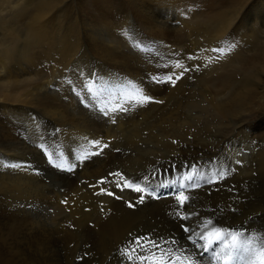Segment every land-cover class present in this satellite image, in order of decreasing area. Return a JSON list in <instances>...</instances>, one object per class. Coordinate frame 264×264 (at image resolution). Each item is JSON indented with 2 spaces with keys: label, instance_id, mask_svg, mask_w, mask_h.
I'll return each instance as SVG.
<instances>
[{
  "label": "rangeland",
  "instance_id": "obj_1",
  "mask_svg": "<svg viewBox=\"0 0 264 264\" xmlns=\"http://www.w3.org/2000/svg\"><path fill=\"white\" fill-rule=\"evenodd\" d=\"M3 1H5V0H0V9L2 10V11L0 10V22H2V23L5 22L6 26H5V23L3 24L4 29H2V26H0V28H1L0 29V35L2 33V35H4V36H2V35L1 36L5 37L8 34V31L6 34L5 27L7 29H8V27H10V26H7V25H9V22L11 24V27L12 26L17 27L15 33H17L18 31L20 32V30L21 31L23 30L22 32L19 33V34H21V37L19 35L20 38H18L20 40L16 39V41L14 42V44H19V43L21 44V45L19 44L20 45L19 47L17 45L18 49H16V45H15V48L11 46L12 47L11 49L9 46H6L7 48L9 47V49H7V50H11V52L9 51L11 53V55H14L13 58H15V56H16L18 59L17 52L19 51L21 46L23 47L22 44L25 43L24 42L25 40H23V39H24V37H27V35L22 36L23 34L25 35V33H26L24 31V29H22L23 26H21L22 28L20 27L18 30V27L20 26L21 21L16 22V24H15L14 22L16 21V19H14V16H15L14 14L12 16H10L11 18L6 19V17H9V15L11 13H14V12L17 13L23 9H25L24 11L28 10L29 11L28 13L33 12V7L38 5L40 0H17V1L15 0L17 3H15V2L11 3L10 2L11 0H7V2L6 1L3 2ZM56 1L57 2L55 4V6L50 10L51 12L49 14H51V15L52 14H58V16H56V17H58V19L62 20V22H64L65 16L68 14V12L70 10L76 9L79 6L78 3L75 2V0H61V1H59V3H58V0H56ZM18 2L19 3L21 2V3L19 4ZM14 3H15V5H14ZM11 4H12V7H11ZM116 4L118 5V3H116ZM73 5L74 6L76 5V6L74 7ZM21 6L23 7V9H21L22 8ZM3 7H7L8 11L6 10V8H3ZM16 7H18V8H16ZM117 8L118 7L114 8L112 10V12L110 13L111 17L110 16L108 17V19L110 18L109 20H111V22L109 20H107V21H109V24H108V22H106V24L104 26H102L103 28L102 27L100 28V36L102 37V34H103L102 38L105 37L103 39L105 42H106V39H108L107 42H112L111 44H112V46H114V48H113L114 50H119V48L117 47V45L119 44L120 51L121 50L123 51L122 53L119 51L121 54H123L127 57H128V55L129 56L131 55L132 57L130 56L129 58L134 57V58L140 59V61L142 60L141 62L143 63L144 67L146 68L145 70L147 71V72L145 71V74L147 75V77H149V76L151 78L153 76L156 77V75H154L156 73L161 74V75L163 74L162 76H164V77H166L168 75H173V74L179 75L181 72H183L184 74L181 77V79L177 81L175 86H173L170 83H166V84L161 83V88L159 86L160 84H157L158 85L157 87H159V88H155V89H158V90L153 89V91H159L161 89L153 97H155L156 100L162 101L163 103H157V104L148 103V104H146V106L144 105L145 107L141 106V108H140V106L138 104H136L132 98H133V96H138V94H140L141 90H143V89L135 87V85L132 84L131 80H128L126 78H124L125 80L122 79L121 81L116 80L114 75L110 76L106 72L101 71L99 68V65L101 64V60H99L94 55H92L91 52L88 53L89 50L87 47H85L86 45H82V47H80L81 50L79 49L77 55H75L73 57V61L75 59L80 58L81 61H79V62L83 63L80 65L81 67L77 66L76 67L77 69L74 68L75 62L73 63V61H70V63L72 65L70 63L67 64L65 66V67H67V69L64 67V70L65 69L66 70L62 71V72H61L62 68L59 69L60 71L57 70L56 73H52V74L49 73L48 71H45L44 67L36 68L37 71L32 70L31 74H33L32 75L33 78H35L36 76H39L41 74L40 77L35 78L36 81H38V82L42 81L40 84L41 87L43 86L42 88L40 87L41 90L34 89V86H36V83H37L34 81V79L25 81V77H24L23 72H24L26 66H28V65L22 66V64H19L20 61L17 63L14 62L15 64L13 62L10 63V61H9L7 63V67L4 70H2L3 72L7 73V74L5 73L4 77L2 76V72L0 71L1 78H2V80H0V84H1L0 87L2 86V88H0V89H2L5 92L6 91L7 92L16 91L17 89L22 88L20 86L24 85L23 87H25L26 89L23 88V90H25V91L28 90L27 92L31 93V96H30L31 99L30 100L33 101V104H29L26 108H23L22 111L17 109V110H15V112L14 111L10 112L9 110L7 111L6 109H3L4 106L1 107L3 104L0 102V131H1L0 132L1 133L0 134V136H1L0 137V140H1L0 141V152H1L0 153V156H1V158H0V168H1L0 172L3 176L5 175L4 177L0 176V179L2 181H5V182H2L0 180V184H1L0 188L3 185L4 186L8 185V183L11 182V180H9V182L6 183L8 181L6 178H9V177L14 178L13 176L14 175L16 176L18 174H19V176H23V173H21L22 172L21 169H19V171L17 170L19 167L21 168L23 165L24 166L22 168L26 169V170L24 169L25 176L30 181V183H31L30 185L31 186L33 185L34 187L33 186L30 187L31 189L33 188L32 189L33 191L31 189H30V191L27 190V192L25 194L23 193L20 198L15 197L12 200V202L14 204L10 201L11 203L4 204L5 207H3V206L0 207V210L3 213H6V215L4 214L5 218L3 220H0V223L3 221L0 224V227L3 228L2 230H0V245H1L0 248L3 247L2 243L13 244V245L18 246V247L25 246V244L28 242V238L32 239L33 237H35V236H30L27 233H30L31 235H33V234L40 235L41 238H43L44 240L48 239L50 241H56L57 237H55V235L58 236L57 233H59V230H61L60 227H62V228H64V231H69V232H62L63 237L68 241V245L62 246V247H60V249L62 251L67 249V250H69L70 254H66V256H63V258L60 257L59 259L56 260V258L54 256H52L51 254L41 253V247H40L39 242H32L31 248H29V250H27V251H24V258L27 259L30 262V264L38 263V261H41V260L46 261L48 264H54L53 262H55V260L57 261L58 264H69L73 260H75L79 264H81V263L82 264H103V263L108 264V262H109V264H117V263L118 264H120V263L121 264L122 263L123 264H132L133 262H130V261L128 262L127 259L125 261V258L124 257L122 258V252L127 250L129 253H131V250L133 248H135L136 252L140 253L141 249L135 243H132V242H134L137 238H140V236L137 233L142 231L141 229H138L136 232L130 233L128 235H125L124 237L122 236L121 239L117 238L116 241L112 242L113 245L111 244L112 245L111 250H108L110 245L109 246L105 245V247L107 249L106 253H100V252L97 253L92 247V242H90L91 240L88 238L89 236H88V233L86 232V230L89 228V226L87 224L94 222L100 215H94L93 217H95V218L89 217L87 219H84L81 222H75L74 219H72L73 213H71L74 211H71V205L70 204L67 203L66 205H68V206H65V203H66L65 201L70 199L71 195H72V197L74 196L75 198H81V197L85 198L86 196H88L91 193V191L93 189L97 190V193L99 196L107 197V198L112 199V200H115V199L118 200L117 197L123 196L125 193H129V190L132 187H123L124 181L120 180L119 177H116L114 175H109L110 173L119 172V173L123 174V176L126 177L128 180L136 182L138 177H135L134 174L138 173L139 170H142V169H145L146 172H149L152 168H155L154 167L155 164H158L156 166V168L165 166L164 168H166V169L177 167L179 169L181 168L182 170L183 169H186V170L189 169L190 171H193L194 169L199 170L198 167L200 165L204 164V161H205V164H207V163L214 164L216 161H220V160L225 161V162H230L231 161L230 158H232V156H230V155L233 151L232 147H234V151L236 150L237 154L239 155L238 157L246 158V161L244 164H247V166H249L250 168L248 167V168L244 169V171L242 173H237L236 175L234 172H227L223 179H220V178L216 179L215 175H211V177H209V180H213L214 182L208 183L205 186L203 185L197 191H193V192L192 191H186L183 194L190 197L187 200L188 202L186 201V205H188V207L186 206V207L182 208L180 210L179 214H180L181 218L187 217L189 214V212H188V208H189L190 210H192L196 214L195 217L198 220L200 219L199 221L201 223H203L204 226H205V224L208 225L209 229L206 228V230L202 231L203 233L206 231H212L215 228V229H220L222 233L228 234L230 237L229 236L226 237L224 245L221 248V250L219 251V253L223 256L228 255L229 250L231 248V245L234 243L232 236L230 235L231 232L237 231L239 233H243L242 234L243 236L238 235L239 237H244L248 234H253V237L251 239L245 240V241H247V242L249 241V242L245 247L246 249H243L244 252L242 251L241 248H238L235 252L236 253L235 255L237 257H239V263L238 264H260V260L258 259L259 257L256 255H253L247 249H249V246L254 242L250 246V248H254L256 250V252H258L259 251L258 237L264 235V224L251 225V223H250L251 219H249L250 214L253 216L256 213V211H253L250 206H252L253 208H255L257 210V205L259 203L258 201L259 200L261 201L264 198L263 197L264 196V192H263L264 191V107H263L264 106V99H262V97L264 98V96H263L264 95V83H261L262 84L261 85L257 81L259 77H264V75L261 72V70L263 69L262 68L263 65L261 63L264 60V54H262L259 51L260 54H258V55L256 54L257 55L256 56L253 54L257 51H255L254 53L249 52V54L244 56V58L243 57L240 58L241 61H239L238 63L235 61L229 62L227 64L224 63L223 67H224V65H228L230 63H233L232 66H230L231 68L227 67V68H230L231 70L227 69L226 73H225L223 68L219 69V67H218L221 64L214 65L213 67H211L212 65H209L207 62L205 63L204 59H202V57H200V51L206 47L204 45V43H205L204 40L207 39V41H208L209 36H205L204 38L202 36H200L201 37L200 38L198 35L188 31V29H190L189 26H192L191 28H193V27L200 25L202 22L201 23L196 22L192 25H189L188 29L187 28L185 30L182 29L184 31H180V33L181 32H184V33H182L181 35H180V33H176L179 31H174V32L172 31L173 36H175L177 39L175 37L174 38L176 40H179L178 42H180L179 43L180 45L179 44H176V45H169L168 44L167 45V43H165V42L164 43L163 42L156 43L153 41L143 40V37L147 34V32L137 22V20L135 18V14L130 13L124 19L123 16L121 15L122 13L120 14L119 8L118 9ZM116 9L118 10V12L116 11ZM181 11H182V15L185 14L183 12V10H181ZM113 12H114V14H113ZM174 13H175L174 15H177V14L181 15V12L174 11ZM262 14H264V13H262ZM5 15H6V17H5ZM63 17H64V19H63ZM261 18L264 19V15L261 16ZM2 19H6V20H2ZM122 19H124V20H122ZM11 21H13V22L11 23ZM125 22H128V23H125ZM13 23H14V25H13ZM110 23H111L112 28H111V26H109ZM119 24H121V25H119ZM15 27H14V29H15ZM108 27L112 29L113 33L110 31L111 29L109 30ZM3 30H4L5 34H3L4 33ZM62 30H63V28L61 29V32H63ZM189 33L191 35H189ZM114 34H116V35L114 36ZM185 34H187L189 37L190 36L191 37L188 38V36ZM108 35H109V37H108ZM261 35H263V34H261ZM1 36H0V40L2 41V39H3L2 42H6L8 40L7 37H5L7 39L6 40L5 38H2ZM109 38H112L113 40L112 39L110 40ZM4 40H6V41H4ZM17 40L19 43L17 42ZM22 40L24 43H22ZM1 41H0V44H1ZM114 41L116 43H114ZM119 41H121V42H119ZM8 42H9V40L7 41V43ZM113 43L117 44V45H114ZM143 45H145V46H143ZM203 45L205 46L204 48H203ZM138 47H140V48H138ZM197 50H198V52H197ZM127 53H130V54H127ZM254 57L255 58L261 57V59L260 60L253 59ZM83 60H84V62H82ZM89 61H91V62H89ZM20 63H22V62H20ZM93 63H94V65H93ZM159 64H160V66H159ZM177 64L182 65L183 67H177L176 68ZM69 66L71 67V70H74V71H71V70L68 71L70 69ZM90 66H92V69ZM68 67H69V69H68ZM152 67L154 68L153 70H152ZM42 68H43V70H42ZM85 68H88V69H85ZM96 68H97V70H96ZM155 68H156V71H154ZM184 69H188V71L185 72ZM20 70H22L23 72ZM41 70H42V72H41ZM81 70H83V71L81 72ZM67 71H68V73H66ZM87 71L88 72L90 71L93 73L91 74L89 72L87 74ZM159 71H160V73H159ZM251 71L254 74L251 73ZM14 72H17V73L20 72L19 76H21V77L13 76V75H12V77L11 76L9 77V73L13 74ZM34 72H36V73L34 74ZM37 72H39V74H37ZM46 74H48V75H46ZM71 74H73V75L75 74V76H73V75L69 76ZM90 74L92 76H90ZM255 74H257V75H255ZM7 75H8V78H11V80H10L11 84L9 81L4 80L5 78H7V77H5ZM47 76H50V78H48ZM66 76L67 77L69 76V77L66 78ZM102 76H103V78H102ZM44 77L46 79H43ZM75 77H77V78H75ZM14 78H15V80H12ZM64 79H67V80H64ZM96 79H98V80H96ZM18 80H20V81H18ZM54 80H56V81L58 80V81L56 82ZM63 80L66 83L63 82ZM3 81H5V82H3ZM12 81H15V82H12ZM60 81H61V83H60ZM71 81L74 83L71 84ZM119 81L122 83H120ZM126 81H127V83H126ZM220 81H223V82H220ZM246 81H247V83H246ZM6 82H9L8 85ZM12 83H16V84L12 85ZM43 83L45 84V86ZM17 84H19V85H17ZM50 84L52 87L50 86ZM80 84H82V85H80ZM47 85L50 87H48ZM86 85L91 88V92L88 91L87 87H84ZM249 85H250V87L256 86L257 89L259 90L258 91L256 89L257 96L251 102H247L246 96L243 93H241V91H243L242 89H244V88H246L245 90H247V92H248V90L250 88ZM3 86H5V87H3ZM64 86H65V88H64ZM54 87L57 89H55ZM49 88H51L52 90H50ZM68 88H70L69 89L70 91L68 90ZM81 88L82 89L84 88V89L82 90ZM43 89L45 90L44 92H43ZM65 89H67V90H65ZM136 89L137 90L140 89V90L137 91ZM46 91L48 93H46ZM107 91H109V97L110 98L108 97L106 102L100 103L101 93L103 94V93H106ZM36 92H38V94L41 93L42 95L41 94L38 95ZM51 92L54 93L53 94L54 99H57V97H55V96H58V97L60 96L57 99V102L54 99H53L54 102L52 99H50L51 97L53 98ZM71 92L73 93L72 95L70 94ZM144 92H145V94H147L149 91L145 90ZM34 93L37 94V95L35 94L36 99H38L37 96L42 97L41 99L43 100V103H42V100L40 102H38L35 99ZM49 93H51L50 94L51 96L48 95ZM250 93H252V92H250ZM44 94L45 95L47 94V96H45ZM67 94H68V96H67ZM71 96H73V97H71ZM66 97L69 99H66ZM32 98L35 99L36 101L33 100ZM47 98H48V100H47ZM81 99H83V100H81ZM30 100H29V102H31ZM38 100H40V98ZM50 100H51V103L49 102ZM72 100H74V101L72 102ZM214 100L216 102H214ZM76 101L79 103H77ZM35 102H37L38 104ZM46 102H48L49 105H51L55 102L56 103L59 102L58 106L60 107L61 112L63 111L62 108H65L64 111L66 110L65 115H63L64 111L62 112L63 113L62 115L67 120H70L72 118V119H74V122L77 121V123L78 122L86 123L88 121V123L86 125H90V127L92 126L91 130L88 131V137L85 136L84 141L87 139L88 140L86 141V143L84 142V144H83L82 148H84V149L82 150V154H81L82 156L80 155L81 159L78 156L79 155L78 153L80 152V150L75 151L73 145L71 146V147H73L72 150L70 147L69 148H61L59 146L60 145L59 143L61 140L60 134H59L60 133V126H61V117H59V120L57 122L58 116L57 117L55 116V118H53V116L50 115L46 111V108H44V106L46 107V104H48ZM72 103H74V104L72 105ZM4 104H5L6 108H9V106L8 107L6 106L7 103H4ZM34 104L37 106H35ZM40 104H42L43 109L39 106ZM8 105H11V104L8 103ZM69 105H71V106H69ZM81 105H82V107H80ZM111 105H112V107H111ZM115 105H116V107H115ZM134 105H135V107H134ZM113 106L115 108H113ZM66 108H68L69 111H67ZM72 108H73V110L75 109L74 110L75 112L72 111ZM122 108L127 109V110L126 111L121 110ZM41 109H42V111H41ZM43 110H44V112H43ZM78 110H79V112H77ZM176 110L178 111L177 114H180V117H179L180 121H172L171 119H173V118H169V113L176 111ZM25 112L28 115H30L31 117L28 116ZM72 112L74 114L71 115ZM82 112H84L85 114ZM105 112H107V113H105ZM242 112H244V113H242ZM76 113H78V114H76ZM79 113H81L82 115ZM190 114L192 115V119L190 118ZM49 115H50V117H52V119H49L50 118V117H48ZM103 115H104V117H103ZM94 116H96V117H94ZM24 118L28 119V120H25ZM80 118H82L83 122ZM54 119H56V120H54ZM88 119H90V120H88ZM39 120H40V123H39ZM95 120L100 121V124H98V127H97V125H95ZM106 120L108 122H110L109 123L110 127L106 123L107 122ZM90 121L91 122L94 121V122L91 123ZM26 122L27 123L29 122V123L26 124ZM41 122H42V124H41ZM2 123H4V125ZM13 124H15V125L13 126ZM103 126L106 128V131H104L105 133L103 132V128H104ZM8 127H10V128H8ZM38 127H40V128H38ZM95 127H97V128H95ZM100 127L101 128L103 127L102 130ZM247 127H249V129ZM105 128H104V130H105ZM2 129H4V130H2ZM15 129H16V131H15ZM57 129L59 130V133H58V131H56ZM49 130H51V131H49ZM99 130H101V131H99ZM90 131L91 132L93 131L95 133H91ZM6 132L10 134L9 137L7 136ZM13 132L14 133L16 132L17 134H15V136H14V135H12V134H14ZM155 132H156V134H155ZM39 133H40V135H39ZM41 134H43V135H41ZM89 134H90V137H89ZM102 134H103V136H102ZM96 135H98L99 137H97ZM2 136H4L5 138ZM93 136L97 137L99 139V141H100V139H102L100 141V146H102L105 143H107L109 145V147L105 148L103 150V153L100 155H94L93 156V151H94V153L98 152L99 148H100V146H94L93 142H95L97 140V138H93ZM152 136H156V138H158V142H160V144H158V142H156V144H154V146H152L150 139H149V138H152ZM14 137L15 138L17 137V138L15 139ZM103 137H104V139H103ZM2 138H4V139L2 140ZM9 138L12 139L13 142L15 141V143H13ZM7 140H9L11 143L8 142ZM16 141H17V143H16ZM173 141H176V143H173ZM152 142H154V140H152ZM14 144H16V145L14 146ZM41 145H43L44 147L42 148ZM173 145L176 146L177 148L174 147ZM6 146L8 149L6 148ZM87 147H89L88 150H87ZM10 148L13 150H11ZM243 148H245V149H243ZM3 149L8 150V153H6L7 151L5 152ZM19 149H21V150H19ZM25 149H26V151H25ZM68 149H70V150H68ZM116 149H119L120 151H116ZM214 149H216V150H214ZM179 150H180V152H179ZM9 151H10V153H9ZM72 151H75V152L72 153ZM84 151H86V152H84ZM172 151H174V152H172ZM229 151H230V153L228 154ZM238 151H239V153H238ZM225 152H226V154H225ZM49 153H55L56 155L59 156V160H57L56 163L62 164L63 168H57L49 162V159H48ZM176 153H178V155H181L183 157L185 156L186 158L193 161L195 164V165L193 164V170L189 167H186V166H185L186 167L185 168L184 165H181V164H180L181 166L178 165V161H179L180 157L178 158V155H176ZM85 154L89 158L82 160V157ZM73 156H75V157H73ZM173 156H174V158L175 157L176 158L174 159ZM256 156H259V157H257L258 159L256 158ZM21 157H23V158H21ZM70 158H71V160H70ZM177 158H178V160H177ZM200 161H202V162H200ZM237 164L240 165L239 162H237ZM258 164H259V166H258ZM12 165H20V166L19 167H12ZM146 165H148L147 168H146ZM9 166H11V167H9ZM257 167H259V168H257ZM14 168H16V170H14ZM67 169H72V170H67ZM232 170H233V164H232ZM155 174H157V175H155ZM155 174L151 175L150 177L148 174L146 176L148 177V179H151V181H154L155 178L159 177L156 180L157 182L155 181V183L164 184L166 186V187L165 186L162 187V188H164L163 189L164 191L169 192L168 190L172 191V190H176L175 188H179V187H176L175 184H173L174 181L177 182L175 178L172 179V177H169V176L166 177L163 175L161 177L160 176L161 170H159V169ZM228 174H230V179H232L231 180L232 182L229 185L225 186L223 184V180L226 178V176ZM241 177H244L246 180L244 178H241ZM187 179H188V177H187ZM32 180H34V181H32ZM102 180H106L107 182L100 183ZM116 182H119L121 184V187H117ZM162 182H164V183H162ZM5 183H6V185H5ZM35 183L36 184L38 183V184L36 185ZM170 183H172V184L169 186ZM216 184H218V185H216ZM113 185H115V186L113 187ZM141 185H144V184H141ZM231 187H232V189H231ZM261 187H262V189H261ZM162 188L160 187L159 189L161 191H163ZM2 189H3V187L0 189V192ZM101 189H105V191L101 192ZM222 189L223 190L229 189L227 197L234 199L236 202L239 201L238 203H240L242 206L247 208V214L249 213L247 219L246 218L244 219L243 216H238L235 212L234 213L233 212L228 213L227 211H223V214H219L218 216H216L217 218L210 216L207 204H211V202H212V200H211L212 194H213L212 191L214 190V191L223 192ZM233 189H234V191H232ZM243 189H244V191H243ZM181 191H183V189H181ZM108 192H111L113 194L108 195L107 194ZM119 192L120 193L122 192L123 194L122 193L120 194ZM145 192L147 194L151 193L154 196L153 198H155V199H157V198H159V196H161L159 194H162L159 191L158 192L155 191L154 188L151 187V185H149V187L146 188ZM172 192H174V191H172ZM38 193H40V194H38ZM255 193H257V194H255ZM28 194H29V196H28ZM32 194H34V195H32ZM169 194H170V192L165 194V195L167 196ZM223 194L224 193H222L221 196H218V200H220V202L225 200V198H226V195L225 194L223 195ZM37 195H41V196H37ZM65 195H67V196H65ZM254 195H255V197H254ZM42 196L44 199H42ZM16 199H17V201H15ZM58 203H60V204H58ZM54 204H56V205L54 206ZM57 204H58V206H57ZM97 204L100 205L99 203H97ZM101 204L104 205L106 203H105V201H102ZM211 205H214L213 202ZM201 206L203 209L204 208L205 209L202 210ZM64 208H66V209H64ZM68 209H69V211H68ZM263 209H264V206H263ZM115 211L116 210H111L112 213L113 212L116 213ZM205 211L208 214H206ZM200 212L202 213V215ZM199 215H201V216H199ZM183 219H185V218H183ZM227 219H229V220H227ZM220 221H222V222H220ZM16 223L22 224V225L26 224V225H24L26 227L24 229H26L27 233H25V232H23V230H21L23 232V235H21L18 232L19 229H17V226H19V225ZM84 224H86L87 228H85ZM211 226H212V228H211ZM185 227L190 228L188 226V224L183 223L181 225V228L179 229L180 237L177 240H173V238L170 237L167 241H164L163 238H160L157 236L146 237V238H150L152 240L159 241L162 248L165 249L166 251L170 249L171 250V252H170L171 257H173V258L177 257V256L181 257L180 259L175 261V264H181V262L184 261V257H187L189 253H195L196 254L193 257V259L195 261H197V264H207V263L208 264H215V261L218 258L216 257L215 261H214L215 251L212 248L207 253V254H209L210 252H212V253H210L211 255L205 256L209 262L208 261H204L205 263L201 262V259L198 256H200V257L203 256V254H202L203 251H201V254H202L201 255L200 250L202 249L201 246L204 244H201L198 242L197 243L195 242V244H194L193 241L189 240V238L187 236V232L184 231ZM225 227H226V229H225ZM48 229H55L56 231L55 230H48ZM31 230H32V232H31ZM44 230H48V231L44 232ZM36 232H39V233H36ZM85 235H87L88 237ZM211 237H209V239ZM212 238L215 239L216 236L214 235ZM71 239H73V240H71ZM70 240L73 242L72 244H69ZM172 241H176L177 243H171ZM243 241H239V239L237 237L235 242H243ZM116 242H118V244ZM142 243H143V241H142ZM113 246H114V248H113ZM197 246H198V248H197ZM125 247H127V248H125ZM149 247H150L149 245H145V248H149ZM185 247H186V249H185ZM0 250H2V249H0ZM151 251L155 252L157 254V257L160 256L159 250L152 248ZM247 251H248V253H247ZM1 252L2 251H0V254H1ZM98 254H99V256H98ZM102 254L104 256L105 255L106 256L102 257L103 256ZM142 254L148 255V252H143ZM81 257H83V259H81ZM108 257H110V258H108ZM95 258L97 260H95V261L92 260ZM118 258H120V259H118ZM60 260H61V262H60ZM146 264H147V262H146ZM184 264H187L186 261H184Z\"/></svg>",
  "mask_w": 264,
  "mask_h": 264
},
{
  "label": "bare ground",
  "instance_id": "obj_2",
  "mask_svg": "<svg viewBox=\"0 0 264 264\" xmlns=\"http://www.w3.org/2000/svg\"><path fill=\"white\" fill-rule=\"evenodd\" d=\"M7 2V0H5ZM3 1V2H5ZM17 1V0H16ZM15 0H11L10 2H15L17 3ZM61 0H58V3ZM2 2V3H3ZM9 2V3H10ZM28 2V1H27ZM32 2V1H31ZM56 0H40L39 4L36 5L35 7H33V12L28 13L29 11L25 9H23V7L21 9V11L17 12V13H11L9 15V17L7 18H11L10 16H12L13 14L14 19H16V21L14 22L16 24V22H20V26L18 27V30L21 26H23L22 29H24V31L26 32L25 35L23 34L22 36H26L24 37L23 40H25L23 42L22 40V44L23 47L19 49V51L17 52L18 54V59L17 57L14 55H11V50H7L14 47L16 45V49L17 45L18 47L21 45L18 40V38L21 37V34H19L20 32H22L20 30V32L18 31L16 32L17 27L12 26L9 22L10 26L8 27V29L5 27L6 29V34L8 31V36L6 35L5 37L8 38L9 42L7 43V39L5 37H2L4 35H2L1 33V37L5 38L6 42H2L0 44V71L2 72V76L4 77L6 72H3L2 70H4L7 67V63L10 61L11 62H22L19 64L23 65H28L26 66L23 74L25 77V81L34 79L36 83V86H34V89L36 90H41L40 84L42 81H36V77H40L39 76H34L35 78H33V74H31L32 70H36V68L39 67H44L45 71H48L49 73H56L57 70H59L60 68H62V71H65L67 69V67H65L67 64L70 63V61H73V57L75 55H77L78 50L80 49V47H82V45H86L85 47L88 48V53H92V55H94L96 58H98L99 60H101V64L99 65V68L101 71L106 72L108 75L115 77L116 80H122L124 78L131 80L132 84L135 85V87L138 88H142L143 90H147L149 91L147 93V95L153 97L154 95H156L159 91H153V89L155 88H159L157 87V84H160V88H161V83H156L154 82V80H152V78L154 77H147V75L145 74V67L143 65V63L140 61V59L138 58H129L130 56L128 55L125 56L123 54H121L123 51H120V47L119 44H114L116 43L114 41V45H117V47L119 48V50H114V46H112V42H107L108 39H106V42L103 40V34L102 37L100 36V28L102 26H104L106 24V22L109 21L111 22V20L108 19V17L110 15V13L112 12V10L116 7L119 8L120 10V14L123 16V18L125 19L127 17V15H129L130 13H134L135 14V18L137 20V22L140 24V26L147 32V34L143 37V40H148V41H153L156 43H161V42H165L167 43V45H176L179 44L180 42H178L179 40H176L177 38L175 36H173L172 31H179L176 33H180V31H184L186 28L188 29L189 25H192L196 22H202L200 25L191 28L192 26H189L190 29H188L189 32L194 33L196 35H198L199 37L202 36L203 38L205 36H209V40L205 41L204 46L203 45V50L200 51V57H202V59H204V62L208 63L209 65H212L211 67H213L214 65H219V69L223 68L225 73L227 69H230L233 63H230L228 65H224L223 64H227L229 62H239L241 61L240 58H244V56H246L247 54H249V52L254 53L253 55H258L260 54V52L262 54H264V19L261 18V16H263L264 14V0H75L76 3H78V7L76 9L70 10L68 12V14L65 16L64 22H62V20L58 19V14H49L51 11V9L55 6L56 4ZM14 3V5H15ZM19 3V2H18ZM21 3V2H20ZM19 3V4H20ZM29 3V2H28ZM118 3V5L116 4ZM6 4V3H5ZM4 4V5H5ZM26 4V3H25ZM32 4V3H31ZM17 6V5H16ZM20 6V5H19ZM33 6V5H32ZM74 6V5H73ZM76 6V5H75ZM74 6V7H75ZM9 7V6H8ZM12 7V4H11ZM25 7V6H24ZM6 8V10L8 9L7 7H3ZM18 8V7H16ZM26 8V7H25ZM65 8V7H64ZM73 8V7H72ZM117 8V9H118ZM11 9V8H10ZM116 9V11L118 12V10ZM1 10V9H0ZM5 10V11H6ZM12 10V9H11ZM58 10V9H57ZM179 10V11H178ZM185 13L182 15V11ZM2 11V10H1ZM8 11V10H7ZM63 11V10H62ZM61 11V12H62ZM115 11V12H116ZM174 11L177 12H181V15L177 14L174 15ZM12 12V11H11ZM7 13V12H6ZM5 13V14H6ZM114 14V12H113ZM262 14V15H261ZM119 15V14H118ZM120 15V16H121ZM174 15V16H173ZM115 16V15H114ZM116 17V16H115ZM4 18V17H3ZM60 18V17H59ZM113 18V17H112ZM121 18V17H120ZM6 19H2V20H6ZM20 19V20H19ZM122 19V20H124ZM109 20V21H107ZM128 21V20H127ZM7 22V23H8ZM13 21H11L12 23ZM118 22V21H117ZM5 22H0V26H2V29H4L3 24ZM13 23V25H14ZM128 23V22H125ZM18 24V23H17ZM122 24V23H121ZM119 24V25H121ZM204 24V25H203ZM207 24V25H206ZM123 25V24H122ZM126 25V24H125ZM6 26V23H5ZM17 26V25H16ZM111 26V23L110 25ZM136 26V25H135ZM15 27V29H14ZM121 27V26H120ZM63 28V32H61V29ZM103 28V27H102ZM109 28V27H108ZM112 28V26H111ZM109 28V30L111 29ZM139 28V27H138ZM1 29V28H0ZM106 29V28H105ZM115 29V28H114ZM113 29V30H114ZM184 29V30H182ZM102 30V29H101ZM104 30V29H103ZM2 31V30H1ZM112 32V29L110 30ZM140 31V30H139ZM187 31V32H188ZM4 32V30H3ZM104 32V31H103ZM186 32V31H185ZM109 33V32H108ZM107 33V34H108ZM113 33V32H112ZM116 33V32H115ZM140 33V32H139ZM175 33V34H176ZM184 33L181 32L180 35ZM263 35H261V34ZM5 34V32L3 33ZM105 34V33H104ZM20 35V37H19ZM116 34H114L115 36ZM187 35V34H185ZM189 35H191L189 33ZM105 36V35H104ZM107 36V35H106ZM183 36V35H182ZM188 36V35H187ZM109 37V35H108ZM118 37V36H117ZM142 37V36H141ZM176 39H175V38ZM191 37V36H190ZM188 36V38H190ZM23 38V37H22ZM113 38V37H112ZM112 38H109L110 40ZM116 38V37H115ZM122 38V37H121ZM201 38V37H200ZM202 38V39H203ZM208 38V37H207ZM17 40V42L20 44H14V42ZM117 39V38H116ZM14 40V41H13ZM113 40V39H112ZM140 40V39H139ZM13 41V42H12ZM147 41V42H148ZM121 42V41H119ZM125 42V41H124ZM146 42V41H145ZM4 44V45H3ZM126 44V43H125ZM150 44V43H149ZM197 44V43H196ZM127 45V44H126ZM180 45V44H179ZM6 46H9L8 48ZM12 46V47H11ZM135 46V45H134ZM145 46V45H143ZM201 46V45H200ZM116 47V48H117ZM169 47V46H168ZM179 47V46H178ZM140 48V47H138ZM166 48V47H165ZM173 48V47H172ZM122 49V48H121ZM129 49V48H128ZM183 49V48H182ZM220 49H224V52L221 53L219 50ZM81 50V49H80ZM130 50V49H129ZM144 50V49H143ZM10 51V52H9ZM85 51V50H84ZM83 51V52H84ZM121 53H120V52ZM127 51V50H126ZM260 51V52H259ZM125 52V51H124ZM128 52V51H127ZM187 52V51H186ZM198 52V50H197ZM16 53V52H15ZM138 53V52H137ZM14 54V53H13ZM81 54V53H80ZM130 54V53H127ZM126 54V55H127ZM84 55V54H83ZM163 55V54H162ZM252 55V56H253ZM256 55V56H257ZM154 56V55H153ZM198 56V55H197ZM249 56V55H248ZM255 56V57H256ZM87 57V56H86ZM132 57V56H131ZM143 57V56H142ZM253 58V59H258L260 60L261 57L258 58ZM13 58V59H12ZM77 58V57H76ZM79 58V57H78ZM83 58V57H82ZM193 58V57H192ZM12 59V60H11ZM80 59V58H79ZM75 59L73 61V63L75 64L76 68L77 66L79 67L81 64V59ZM84 59V58H83ZM156 59V58H155ZM144 60V59H143ZM87 61V60H86ZM92 61V60H91ZM89 61V62H91ZM172 61V60H171ZM84 62V60L82 61ZM155 62V61H154ZM14 63V64H15ZM96 63V62H95ZM150 63V62H149ZM204 63V64H205ZM241 63V62H240ZM244 63V62H243ZM71 64V63H70ZM73 64V65H74ZM89 64V63H88ZM92 64V63H91ZM97 64V63H96ZM263 65V69L261 70L262 74L264 75V60L261 63ZM12 65V64H11ZM10 65V66H11ZM72 65V64H71ZM70 65V66H71ZM94 65V63H93ZM153 65V64H152ZM165 65V64H164ZM9 66V65H8ZM13 66V65H12ZM11 66V67H12ZM16 66V65H15ZM21 66V65H20ZM69 66V67H70ZM160 66V64H159ZM64 67L66 68L64 70ZM68 67V69H69ZM81 67V66H80ZM92 69V66H90ZM98 67V66H97ZM158 67V66H157ZM207 67V66H206ZM230 67V68H227ZM234 67V66H233ZM20 68V67H19ZM18 68V69H19ZM84 68V67H83ZM82 68V69H83ZM94 68V67H93ZM177 68V67H176ZM77 69V68H76ZM88 69V68H85ZM154 68L152 67V70ZM159 69V68H158ZM43 70V68H42ZM41 70V72H42ZM71 70V67L68 71ZM97 70V68H96ZM95 70V71H96ZM231 70V69H230ZM60 71V70H59ZM68 71L66 73H68ZM74 71V70H71ZM83 70H81L82 72ZM156 71V68L155 70ZM179 71V70H178ZM223 71V72H224ZM229 71V70H228ZM40 72V73H41ZM76 72V71H75ZM90 72V71H89ZM87 71V74L89 73ZM147 72V71H146ZM149 72V71H148ZM20 72H14L9 73V77L12 75L13 76H19ZM33 73V72H32ZM36 72H34L35 74ZM70 73V72H69ZM72 73V72H71ZM80 73V72H79ZM84 73V72H83ZM82 73V74H83ZM86 73V72H85ZM91 74L93 72H90ZM154 73V72H153ZM156 73V72H155ZM160 73V71H159ZM251 73H253L251 71ZM7 74V73H6ZM22 74V73H21ZM37 74H39V72H37ZM64 74V73H63ZM76 74V73H75ZM75 74H71L69 76H75ZM90 74V76H92ZM254 74V73H253ZM48 75V74H46ZM55 75V74H54ZM66 75V74H65ZM64 75V76H65ZM78 75V74H77ZM85 75V74H84ZM95 75V74H94ZM101 75V74H100ZM156 75V78L159 79H164L165 77L162 76L161 74H154ZM229 75V74H228ZM250 75V74H249ZM257 75V74H255ZM68 76V77H69ZM79 76V75H78ZM98 76V75H97ZM7 78H3L6 81L11 80V78H8V75L5 76ZM46 77V76H45ZM43 79H46V78ZM48 78H50V76H47ZM66 76V78H68ZM236 77V76H235ZM59 78V77H58ZM57 78V79H58ZM71 78V77H70ZM77 78V77H75ZM89 78V77H88ZM91 78V77H90ZM103 78V76H102ZM110 78V77H109ZM252 78V77H251ZM54 79V78H53ZM73 79V78H72ZM71 79V80H72ZM80 79V78H79ZM82 79V78H81ZM99 79V78H98ZM96 79V80H98ZM231 79V78H230ZM0 80H2L1 78V73H0ZM12 80H15L12 79ZM17 80V79H16ZM42 80V79H41ZM60 80V79H59ZM67 80V79H64ZM63 80V82H65ZM74 80V79H73ZM83 80V79H82ZM93 80V79H92ZM100 80V79H99ZM125 80V79H124ZM207 80V79H206ZM228 80V79H227ZM254 80V79H253ZM20 81V80H18ZM56 81V80H54ZM58 81V80H57ZM56 81V82H57ZM62 81V80H61ZM60 81V83H61ZM109 81V80H108ZM119 81V82H120ZM255 81V80H254ZM258 83H264V77H259L258 78ZM5 82V81H3ZM9 82H6L7 85ZM15 82V81H12ZM52 82V81H51ZM70 82V81H69ZM68 82V83H69ZM104 82V81H103ZM223 82V81H220ZM253 82V81H252ZM17 83V82H16ZM16 83H12V85L16 84ZM24 83V82H23ZM66 83V82H65ZM74 83L71 81V84ZM77 83V82H76ZM79 83V82H78ZM122 83V82H120ZM127 83V81H126ZM247 83V81H246ZM257 83V82H256ZM11 84V82H10ZM44 84V83H43ZM53 84V83H52ZM56 84V83H55ZM129 84V83H128ZM166 84V83H164ZM171 84V83H170ZM218 84V83H217ZM249 84V83H248ZM1 85V84H0ZM6 85V86H7ZM19 85V84H17ZM68 85V84H67ZM82 85V84H80ZM125 85V84H124ZM131 85V84H130ZM133 85V86H134ZM255 85V84H254ZM262 85V84H261ZM24 86V85H23ZM23 86H20L22 88L17 89L16 91H9V92H5L2 89H0V102L3 104L1 107H3V109H6L7 111L9 110L14 111L15 110H20L22 111L23 108H26L29 104H33V101H31L30 96L31 93H28L27 91L23 90ZM45 86V84H44ZM48 86V85H47ZM46 86V87H47ZM51 86V84H50ZM48 86V87H50ZM61 86V85H60ZM74 86V85H73ZM77 86V85H76ZM120 86V85H119ZM164 86V85H163ZM5 87V86H3ZM41 87V88H40ZM52 87V86H51ZM56 87V86H55ZM54 87V88H55ZM85 87V86H84ZM130 87V86H129ZM250 87V85H249ZM256 86H252L249 88L248 92L247 90H245L246 88L242 89L243 91H241V93H243L246 96V100L247 102H251L253 101V99L257 96L256 94ZM2 88V86L0 87ZM45 88V87H44ZM62 88V87H61ZM60 88V89H61ZM65 88V86H64ZM78 88V87H77ZM125 88V87H124ZM133 88V87H132ZM26 89V88H25ZM33 89V90H34ZM48 89V88H47ZM50 90H52L51 88H49ZM57 89V88H55ZM70 88H68L69 90ZM82 89V88H81ZM84 89V88H83ZM82 89V90H83ZM119 89V88H118ZM221 89V88H220ZM49 90V91H50ZM62 90V89H61ZM67 90V89H65ZM74 90V89H73ZM98 90V89H97ZM132 90V89H131ZM137 90V89H136ZM140 90V89H138ZM137 90V91H138ZM144 90V91H145ZM158 90V89H155ZM170 90V89H169ZM225 90V89H224ZM241 90V89H240ZM258 90V89H257ZM3 91V92H2ZM45 90L43 89V92ZM70 91V90H69ZM130 91V90H129ZM136 91V92H137ZM163 91V90H162ZM259 91V90H258ZM53 92V91H52ZM51 92V93H52ZM78 92V91H77ZM84 92V91H83ZM82 92V93H83ZM99 92V91H98ZM121 92V91H120ZM132 92V91H131ZM252 92V93H250ZM38 94V92H36ZM34 93V97L36 99V96ZM46 93H48L46 91ZM51 93H49L48 95H50ZM56 93V92H55ZM69 93V92H68ZM85 93V92H84ZM117 93V92H116ZM141 93V92H140ZM263 93V92H262ZM36 94V95H37ZM41 94V93H40ZM38 94V95H40ZM54 93H52L53 98L51 97L50 99H54ZM71 95L73 94L72 92L70 93ZM165 94V93H164ZM167 94V93H166ZM42 95V94H41ZM45 95V94H44ZM57 95V94H56ZM66 95V94H65ZM64 95V96H65ZM89 95V94H88ZM119 95V94H118ZM140 95V94H138ZM262 95V94H261ZM33 96V95H32ZM47 96V94L45 95ZM51 96V95H50ZM68 96V94H67ZM75 96V95H74ZM90 96V95H89ZM93 96V95H92ZM117 96V95H116ZM120 96V95H119ZM264 96V95H263ZM33 97V98H34ZM57 97V99L60 97ZM73 97V96H71ZM76 97V96H75ZM91 97V96H90ZM109 97V91H107L106 93H101L100 95V103H104L106 102L107 98ZM134 97V96H133ZM166 97V96H165ZM32 98V99H33ZM38 99H36L38 102H40L42 99V97H38ZM85 98V97H84ZM110 98V97H109ZM155 98V97H154ZM220 98V97H219ZM2 99V100H1ZM33 99V100H35ZM57 99H54L57 102ZM66 99H69L66 97ZM74 99V98H73ZM92 99V98H91ZM123 99V98H122ZM127 99V98H126ZM164 99V98H163ZM262 99H264L262 97ZM29 100L31 102H29ZM35 100V101H36ZM45 100V99H44ZM48 100V98H47ZM53 100V102H54ZM65 100V99H64ZM71 100V99H70ZM83 100V99H81ZM93 100V99H92ZM113 100V99H112ZM162 100V99H161ZM46 101V100H45ZM44 101V102H45ZM74 100H72L73 102ZM256 101V100H255ZM51 103V100L49 101ZM53 103L51 105L46 104V107L44 106V108H46V111L53 116V118H55V116L57 118V122L59 120V117H61V126H60V133L58 131V133L60 134V147L61 148H72L74 147L75 151H79L78 153L79 157L82 154V150L84 148L83 144L84 142L86 143L85 140V136L88 137V131L91 130L90 125H86L88 123V121L86 123L83 122L82 118H80L82 120V122H74V119L67 120L66 118L63 117V115H65L66 110L64 111L65 108H62V110L64 111V114L61 112L60 107L58 106V103ZM77 102V101H76ZM75 102V103H76ZM118 102V101H117ZM135 102V101H134ZM214 102H216L214 100ZM7 103V107L9 106V108L5 107V104ZM8 103H10L11 105H8ZM37 103V102H35ZM43 103V100H42ZM61 103V102H60ZM70 103V102H69ZM79 103V102H77ZM38 104V103H37ZM67 104V103H66ZM65 104V105H66ZM74 103H72L73 105ZM157 104V103H154ZM35 105V104H34ZM33 105V106H34ZM64 105V106H65ZM76 105V104H75ZM74 105V106H75ZM106 105V104H105ZM109 105V104H108ZM255 105V104H254ZM37 106V105H35ZM42 109V104L39 105ZM71 106V105H69ZM79 106V105H78ZM146 106V105H145ZM144 106V107H145ZM253 106V105H252ZM30 107V106H29ZM28 107V108H29ZM66 107V106H65ZM82 107V105L80 106ZM112 107V105H111ZM116 107V105H115ZM113 106V108H115ZM135 107V105H134ZM255 107V106H254ZM264 107V106H263ZM21 108V109H20ZM27 108V109H28ZM71 108V107H70ZM69 108V109H70ZM141 108V106H140ZM253 108V107H252ZM41 109V111H42ZM67 111L68 108H66ZM26 110V109H25ZM29 110V109H28ZM37 110V109H36ZM75 110V109H74ZM72 108V111L75 112ZM80 110V109H79ZM79 110L77 112H79ZM109 110V109H108ZM114 110V109H113ZM141 110V109H140ZM5 111V110H4ZM6 111V112H7ZM45 111V112H46ZM83 111V110H82ZM116 111V110H115ZM24 112V111H23ZM27 112V111H26ZM25 112V113H26ZM33 112V111H32ZM44 112V110H43ZM46 112V113H47ZM71 113L74 114V113ZM81 112V111H80ZM108 112V111H107ZM105 112V113H107ZM139 112V111H138ZM177 110L170 112L169 113V118H173L171 119L172 121H180V114H177ZM5 113V112H4ZM13 113V112H12ZM70 113V112H69ZM84 113V112H82ZM103 113V112H102ZM101 113V114H102ZM144 113V112H143ZM244 113V112H242ZM11 114V113H10ZM15 114V113H14ZM18 114V113H17ZM20 114V113H19ZM27 114V113H26ZM63 114V115H62ZM78 114V113H76ZM81 114V113H79ZM85 114V113H84ZM137 114V113H136ZM168 114V113H167ZM16 115V114H15ZM28 115V114H27ZM45 115V114H44ZM50 115L48 117H50ZM70 115V116H71ZM82 115V114H81ZM108 115V114H107ZM12 116V115H11ZM19 116V115H18ZM21 116V115H20ZM25 116V115H24ZM30 116V115H28ZM67 116V115H66ZM92 116V115H91ZM31 117V116H30ZM96 117V116H94ZM102 117V116H101ZM104 117V115H103ZM102 117V118H103ZM22 118V117H21ZM29 118V117H28ZM85 118V117H84ZM83 118V119H84ZM190 118L192 119V115L190 114ZM25 119V118H24ZM30 119V118H29ZM34 119V118H33ZM40 119V118H39ZM49 119H52V117H50ZM77 119V118H76ZM95 119V118H94ZM10 120V119H9ZM28 120V119H25ZM31 120V119H30ZM56 120V119H54ZM73 120V121H72ZM79 120V119H78ZM80 120V121H81ZM90 120V119H88ZM126 120V119H125ZM34 121V120H33ZM85 121V120H84ZM107 121V120H106ZM238 121V120H237ZM36 122V121H35ZM34 122V123H35ZM91 122V121H90ZM94 122V121H92ZM91 122V123H92ZM125 122V121H124ZM7 123V122H6ZM29 123V122H28ZM26 122V124H28ZM33 123V124H34ZM40 123V120H39ZM104 123V122H103ZM109 126L110 122H106ZM4 125V123H2ZM31 124V123H30ZM37 124V123H36ZM42 124V122H41ZM44 124V123H43ZM100 124L99 120H95V125ZM105 124V123H104ZM106 124V125H107ZM9 125V124H8ZM15 124H13L14 126ZM6 126V125H5ZM17 126V125H16ZM22 126V125H21ZM54 126V125H53ZM59 126V125H58ZM247 126V125H246ZM7 127V126H6ZM5 127V128H6ZM66 127V128H65ZM95 127V128H97ZM104 127V126H103ZM102 127V128H103ZM110 127V126H109ZM4 128V129H5ZM10 128V127H8ZM18 128V127H17ZM16 128V129H17ZM40 128V127H38ZM53 128V127H52ZM101 128V127H100ZM101 128V130H102ZM105 128V127H104ZM103 128V132L106 131V128L104 130ZM249 129V127H247ZM2 129V130H4ZM7 129V128H6ZM15 129V131H16ZM109 129V128H108ZM99 130V131H101ZM111 130V129H110ZM51 131V130H49ZM57 131V130H56ZM95 131V130H94ZM109 131V130H108ZM107 131V132H108ZM1 132V131H0ZM3 132V131H2ZM8 132V131H7ZM7 136L9 137L10 134L7 133ZM18 132V131H17ZM23 132V131H22ZM91 132V131H90ZM96 132V131H95ZM95 132H91V133H95ZM106 132V133H107ZM110 132V131H109ZM14 133V132H13ZM57 133V132H56ZM90 133V134H91ZM105 133V132H104ZM103 133V134H104ZM1 134V133H0ZM3 134V133H2ZM15 134H17L16 132L12 135L15 136ZM89 134V137H90ZM102 134V136H103ZM153 134V133H152ZM156 134V132H155ZM226 134V133H225ZM38 135V134H37ZM40 135V133H39ZM43 135V134H41ZM92 135V134H91ZM95 135V134H94ZM105 135V134H104ZM252 135V134H251ZM6 136V135H5ZM97 137H99L98 135H96ZM1 137V136H0ZM4 137V136H2ZM94 137L93 138H97ZM5 138V137H4ZM2 138V140L4 139ZM15 138V137H14ZM17 138V137H16ZM15 138V139H16ZM42 138V137H41ZM59 138V137H58ZM102 138V137H101ZM8 139V138H7ZM10 139V138H9ZM14 139V140H15ZM104 139V137H103ZM150 142L152 144V146H154V144H156V142H158V138H156V136H152V138H149ZM12 141V139H10ZM97 140L99 141V139L97 138ZM96 140V141H97ZM102 139H100L101 141ZM152 140H154V142H152ZM1 141V140H0ZM8 142H10L9 140H7ZM6 141V142H7ZM3 142V141H2ZM1 142V143H2ZM13 142V141H12ZM11 143V142H10ZM15 143V141L13 142ZM17 143V141H16ZM3 144V143H2ZM158 144H160V142H158ZM6 145V144H5ZM16 144H14L15 146ZM20 145V144H19ZM55 145V144H54ZM73 145V147H71ZM87 145V144H86ZM198 145V144H197ZM13 146V145H12ZM174 146V145H173ZM184 146V145H183ZM235 146V145H234ZM51 147V146H50ZM176 147V146H174ZM5 148V147H4ZM7 148V146H6ZM14 148V147H13ZM19 148V147H18ZM54 148V147H53ZM89 147H87L88 150ZM91 148V147H90ZM177 148V147H176ZM8 149V148H7ZM11 149V148H10ZM9 149V150H10ZM174 149V148H173ZM245 149V148H243ZM4 150V149H3ZM13 150V149H11ZM17 150V149H16ZM21 150V149H19ZM18 150V151H19ZM31 150V149H30ZM29 150V151H30ZM66 150V149H65ZM70 150V149H68ZM170 150V149H169ZM172 150V149H171ZM177 150V149H176ZM181 150V149H180ZM179 150V152H180ZM216 150V149H214ZM229 150V149H228ZM232 153L230 156H232V158H230V162H225V161H216L214 164H204L200 165L198 167L199 170L194 169L193 170V164L194 162L191 161L190 159L186 158L185 156H181L178 155V153H176V155H178V158L180 157L179 161H178V165H184V167H189L191 168L193 171H190L189 169H179L177 167L175 168H169L166 169L164 167H159L156 168V166L158 164H155L154 167L152 168L149 172H146L145 169L139 170L138 173L134 174L135 177L137 178L136 182H139L140 184H148L151 185L152 188H154L155 191H159L162 194H159L161 196H159V198L155 199L153 198L154 196L148 195L145 192V199L142 203H138L139 201V197L141 195V193H137L134 188H131L129 190V193H125L123 196H119L118 200H112L109 199L107 197H102L99 196L97 193L96 189H93L91 191V193L84 197L81 198H75L74 196L70 197V199H68L67 201H65V206L67 203L71 205V212L73 213V218L75 222H81L84 219H87L89 217H93L94 215H100L94 222L87 224L89 226V228L86 230V232L88 233L87 236L92 242V247L93 249L98 253H106L107 249L105 247L109 246L108 250L112 249V242L116 241L117 238H120L125 235H128L130 233L136 232L138 229H141L142 231L138 232L137 234L140 237H160L163 238L164 241H167L170 237L173 238V240H177L180 237V231L179 229L181 228V225L183 223L188 224V226L190 227L189 229H191V232H187V236L188 238L191 237V239L189 238V240L191 241H195L196 243H201L204 244L206 246H208L209 250L208 251H204L203 248L200 250L203 251V256L200 257L201 262L204 261H208L206 259L205 256L211 255L210 252L209 254H207L211 248L215 251V255H214V261L215 258L217 257L218 259L215 261V264H238L239 263V257H237L235 254L236 250L238 248H241L242 251L244 252L243 249H246V245L248 244L247 241L245 240H249L253 237V234H248L244 237H238L239 241H243V242H234L237 245H239L238 248H234L233 244L231 245V248L229 250L228 255L223 256L219 253V251L221 250V248L224 245L225 239L226 237H228L229 235L226 233H222V236L220 239H213L212 236L210 239H200V235L203 234V230H206V228L204 227V224L201 223L195 216L196 214L190 210L188 208V216L186 219H183L180 217V210L184 207H188V205H186V202L183 206H180L179 201L176 199V195L179 194L181 192V189H183V193H185L186 191H197L198 189H200L203 185H207L208 184V180L209 177H211V175H215L216 179H219V173H224L226 175L227 172H234L235 175L237 173H242L244 171V169L248 168L249 166H247V164H244L246 161V158L243 157H238L239 155L237 154V151H234V147H232ZM6 153H8V150H4ZM15 151V150H14ZM26 151V149H25ZM34 151V150H33ZM75 151H72L75 152ZM12 152V151H11ZM16 152V151H15ZM67 152V151H66ZM86 152V151H84ZM88 152V151H87ZM174 152V151H172ZM204 152V151H203ZM221 152V151H220ZM1 153V152H0ZM10 153V151H9ZM17 153V152H16ZM19 153V152H18ZM69 153V152H68ZM67 153V154H68ZM94 153V151H93ZM206 153V152H205ZM217 153V152H216ZM230 153V151L228 152V154ZM239 153V151H238ZM20 154V153H19ZM32 154V153H31ZM76 154V153H75ZM88 154V153H87ZM170 154V153H169ZM175 154V153H174ZM173 154V155H174ZM207 154V153H206ZM226 154V152H225ZM6 155V154H5ZM86 155V154H85ZM83 155V157L85 156ZM192 155V154H191ZM199 155V154H198ZM254 155V154H253ZM11 156V155H10ZM22 156V155H21ZM82 156V155H81ZM94 156V155H93ZM167 156V155H166ZM171 156V155H170ZM247 156V155H246ZM4 157V156H3ZM75 157V156H73ZM72 157V158H73ZM172 157V156H171ZM170 157V158H171ZM190 157V156H189ZM203 157V156H202ZM228 157V156H227ZM238 157V158H237ZM259 156H256V158ZM1 158V156H0ZM20 158V157H19ZM18 158V159H19ZM23 158V157H21ZM26 158V157H25ZM174 158V156H173ZM172 158V159H173ZM176 158V157H175ZM174 158V159H175ZM177 158V160H178ZM224 158V157H223ZM78 159V158H77ZM81 159V157H80ZM165 159V158H164ZM203 159V158H202ZM201 159V160H202ZM207 159V158H206ZM237 159V160H236ZM249 159V158H248ZM258 159V158H257ZM71 160V158H70ZM75 160V159H74ZM73 160V161H74ZM205 160V159H204ZM211 160V159H210ZM239 160V161H238ZM6 161V160H5ZM4 161V162H5ZM18 161V160H17ZM213 161V160H212ZM258 161V160H257ZM260 161V160H259ZM202 162V161H200ZM209 162V161H208ZM237 162L240 163L237 164ZM13 163V162H12ZM79 163V162H78ZM247 163V162H246ZM253 163V162H252ZM81 164V163H80ZM174 164V163H173ZM232 164H233V170H232ZM180 165V166H181ZM195 165V164H194ZM255 165V164H254ZM24 166V165H23ZM22 166V167H23ZM33 166V165H32ZM79 166V165H78ZM148 165H146L147 168ZM259 166V164H258ZM263 166V165H262ZM3 167V166H2ZM11 167V166H9ZM18 168L17 170L19 171V169H21V173H23V176H19L18 175H14L12 177L6 178L8 181L6 183L9 182V180H11L10 183H8V185L6 186H2L3 189L0 192V207L4 206V204H9L12 202V200L16 197V198H20L22 196V194L26 193L27 190L30 191V187H32L30 184V181L26 178L25 173H24V169L25 168ZM152 167V166H151ZM183 167V168H184ZM185 167V168H186ZM47 168V167H46ZM145 168V167H144ZM250 168V167H249ZM259 168V167H257ZM1 169V168H0ZM34 169V168H33ZM32 169V170H33ZM161 170V177L163 176H169L172 177V179H176L177 182L174 181L173 184L176 185V187L179 188H175L176 190H172L174 192H172L171 190H168L170 192L169 195H165L169 192L164 191L162 188L163 186H165L164 184H157L155 183V181L159 178H155L154 181H151V179H148L147 181H144L142 178L145 177L147 174L149 175V177L151 175H154L157 171ZM252 169V168H251ZM14 170H16V168H14ZM26 170V169H25ZM36 170V169H35ZM45 170V169H44ZM167 170V171H165ZM248 170V169H247ZM253 170V169H252ZM260 170V169H259ZM262 171V170H261ZM160 172V171H159ZM250 172V171H249ZM45 173V172H44ZM233 173V174H234ZM1 174V172H0ZM16 174V173H15ZM43 174V173H42ZM96 174V173H95ZM158 174V173H157ZM155 174V175H157ZM245 174V173H244ZM254 174V173H253ZM28 175V174H27ZM224 175V176H225ZM234 175V176H235ZM0 176H3L2 174ZM5 176V175H4ZM3 176V177H4ZM30 176V175H29ZM34 176V175H33ZM193 177L195 180V184H193L191 181H189V179H187V177ZM245 176V175H244ZM2 177V178H3ZM39 177V176H38ZM154 177V176H153ZM152 177V178H153ZM260 177V176H259ZM31 178V177H30ZM37 178V177H36ZM35 178V179H36ZM235 178V177H234ZM237 178V177H236ZM244 178V177H241ZM252 178V177H251ZM258 178V177H257ZM4 179V178H3ZM34 179V180H35ZM38 179V178H37ZM41 179V178H40ZM39 179V180H40ZM240 179V178H239ZM245 179V178H244ZM1 180V179H0ZM5 180V179H4ZM32 180V181H34ZM232 179H230V174H228L226 176V178L223 180V184L225 186L229 185L232 181ZM243 180V179H242ZM246 180V179H245ZM2 181V180H1ZM234 181V180H233ZM5 182V181H2ZM1 182V183H2ZM40 182V181H39ZM38 182V183H39ZM122 182V181H121ZM157 182V181H156ZM37 183V184H38ZM41 183V182H40ZM164 183V182H162ZM190 183V184H189ZM245 183V182H244ZM36 184V183H35ZM36 184V185H37ZM172 183L169 184V186ZM214 184V183H213ZM1 185V184H0ZM41 185V184H40ZM44 185V184H43ZM174 185V186H175ZM218 185V184H216ZM235 185V184H234ZM233 185V186H234ZM245 185V184H244ZM115 185H113L114 187ZM143 186V185H142ZM181 186V187H180ZM223 186V185H222ZM224 186V187H225ZM252 186V185H251ZM263 186V185H262ZM1 187V188H2ZM34 187V186H33ZM37 187V186H36ZM162 188L163 191H161L159 188ZM166 187V186H165ZM219 187V186H218ZM221 187V186H220ZM241 187V186H240ZM239 187V188H240ZM0 188V189H1ZM204 188V187H203ZM222 188V187H221ZM33 189V188H32ZM31 189V190H32ZM173 189V188H172ZM232 189V187H231ZM245 189V188H244ZM243 189V191H244ZM251 189V188H250ZM262 189V187H261ZM35 190V189H34ZM38 190V189H37ZM118 190V189H117ZM148 190V189H147ZM223 190V189H222ZM229 190V189H228ZM223 190V192L221 191H212V202L214 205L211 204H207L208 205V209H209V213L211 217H215L218 216L219 214H223V211H227L228 213L231 212H235L238 216H243L244 219L248 217L247 214V208L242 206L240 203L236 202L234 199L232 198H228L227 194L228 191ZM33 191V190H32ZM31 191V192H32ZM41 191V190H40ZM116 191V190H115ZM210 191V190H209ZM234 191V189L232 190ZM35 192V191H34ZM33 192V193H34ZM124 192V191H123ZM151 192V191H150ZM264 192V191H263ZM36 193V192H35ZM120 193V192H119ZM122 193V192H121ZM120 193V194H121ZM198 193V192H197ZM222 193H224L226 195L225 200L221 201L218 200V196H221ZM247 193V192H246ZM37 194V193H36ZM40 194V193H38ZM123 194V193H122ZM223 194V195H224ZM232 194V193H231ZM257 194V193H255ZM261 194V193H260ZM34 195V194H32ZM190 195V194H189ZM251 195V194H250ZM29 196V194H28ZM37 196H41V195H37ZM67 196V195H65ZM69 196V195H68ZM158 196V195H157ZM246 196V195H245ZM258 196V195H257ZM35 197V196H34ZM55 197V196H54ZM123 197V198H122ZM200 197V196H199ZM209 197V196H208ZM236 197V196H235ZM251 197V196H250ZM255 197V195H254ZM264 197V196H263ZM262 197V198H263ZM36 198V197H35ZM49 198V197H48ZM56 198V197H55ZM69 198V197H68ZM190 198V197H189ZM202 198V197H201ZM248 198V197H247ZM42 199L43 196H42ZM46 199V198H45ZM240 199V198H239ZM250 199V198H249ZM40 200V199H39ZM56 200V199H55ZM59 200V199H58ZM255 200V199H254ZM11 201V202H10ZM17 201V199L15 200ZM105 201L106 204L102 205L101 202ZM188 202V201H187ZM258 205H257V210L255 208H253L252 206L251 209L253 211H256V213L252 216L250 214L249 219H251L250 223L251 225H258V224H264V198L260 201H258ZM13 203V202H12ZM56 203V202H55ZM61 203V202H60ZM58 203V204H60ZM97 203H99L100 205H98ZM132 203L135 206L130 208L128 207V204ZM195 203V202H194ZM208 203V202H207ZM14 204V203H13ZM57 204V206H58ZM11 205V204H10ZM56 204H54L55 206ZM206 205V204H205ZM206 205V206H207ZM64 206V207H65ZM190 206V205H189ZM194 206V205H193ZM202 208V206H201ZM66 209V208H64ZM70 209V208H69ZM68 209V211H69ZM73 209V210H72ZM205 209V208H204ZM202 208V210H204ZM62 210V209H61ZM111 210H116V213H112ZM184 210V209H183ZM197 212V211H196ZM108 213V214H107ZM201 213V212H200ZM206 213V211H205ZM6 213H3L0 210V220H3L5 218ZM70 214V213H69ZM185 214V213H184ZM208 214V213H206ZM202 215V213H201ZM199 215V216H201ZM72 217V216H71ZM229 217V216H228ZM231 217V216H230ZM95 218V217H93ZM199 218V217H198ZM225 218V217H224ZM227 218V217H226ZM237 218V217H236ZM221 219V218H220ZM229 220V219H227ZM211 221V220H210ZM3 222V221H2ZM1 222V223H2ZM215 222V221H214ZM222 222V221H220ZM0 223V224H1ZM73 223V222H72ZM207 223V222H206ZM5 224V223H4ZM18 224V223H16ZM28 224V223H27ZM19 226H17L18 232L23 235V232H26V228L24 225L22 224H18ZM68 225V224H67ZM75 225V224H74ZM206 225V224H205ZM226 225V224H225ZM245 225V224H244ZM61 226V225H60ZM59 226V227H60ZM63 226V225H62ZM85 228H87L86 224H84ZM5 227V226H4ZM28 227V226H27ZM32 227V226H31ZM30 227V228H31ZM58 227V228H59ZM228 227V226H227ZM253 227V226H252ZM258 227V226H257ZM6 228V227H5ZM54 228V227H53ZM57 228V227H56ZM55 228V229H56ZM61 230H59L58 236L55 235V237H57L56 241H50V240H44L43 238H41L40 235H36L33 234L31 235L30 233H27L30 236H35L32 239L28 238V242L25 244V246H15L13 244H6V243H2L3 247L0 248L2 250L1 254H0V264H30V262L24 258V251L29 250V248H31L32 246V242H39L40 247H41V253H47V254H51L52 256H54L57 259H59L60 257L63 258V256H66V254H70L69 250L65 249V250H61L60 247L62 246H67L68 245V241L63 237L62 232H69V231H64V228L60 227ZM59 228V229H60ZM212 228V226H211ZM255 228V227H254ZM260 228V227H259ZM3 228L0 227V230H2ZM55 229H48V230H55ZM67 229V228H66ZM207 229H209L207 227ZM226 229V227H225ZM230 229V228H229ZM236 229V228H235ZM23 230V232L21 231ZM48 230H44V232L48 231ZM211 230V229H210ZM239 230V229H238ZM56 231V230H55ZM32 232V230H31ZM39 233V232H36ZM182 233V232H181ZM205 233V232H204ZM42 234V233H41ZM51 234V233H50ZM56 234V233H55ZM186 234V233H185ZM243 234V233H242ZM262 235V234H261ZM243 236V235H242ZM230 237V236H229ZM260 237V236H259ZM124 239V238H123ZM185 239V238H184ZM73 240V239H71ZM69 241V244H72V241ZM79 241V240H78ZM107 242V243H106ZM180 242V241H179ZM258 242V241H257ZM118 244V242H116ZM133 243V242H132ZM165 243V242H164ZM181 243V242H180ZM254 243V242H253ZM252 243V244H253ZM112 244V245H111ZM125 244V243H124ZM130 244V243H129ZM186 244V243H185ZM188 244V243H187ZM191 244V243H190ZM251 244V245H252ZM116 245V244H115ZM114 245V246H115ZM170 245V244H169ZM189 245V244H188ZM250 245V246H251ZM1 246V245H0ZM113 246V248H114ZM123 246V245H122ZM127 246V245H126ZM174 246V245H173ZM179 246V245H178ZM182 246V245H181ZM194 246V245H193ZM201 246V245H200ZM249 246V245H248ZM249 246V248H250ZM258 246V245H257ZM91 247V246H90ZM132 247V246H131ZM130 247V248H131ZM256 247V246H255ZM259 247V246H258ZM116 248V247H115ZM127 248V247H125ZM182 248V247H181ZM198 248V247H197ZM248 248V247H247ZM92 249V248H91ZM123 249V248H122ZM186 249V247H185ZM193 249V248H192ZM191 249V250H192ZM114 250V249H113ZM188 250V249H187ZM196 250V249H195ZM199 250V249H198ZM138 251V250H137ZM194 251V250H193ZM109 252V251H108ZM113 252V251H112ZM116 252V251H115ZM119 252V251H118ZM141 252V251H140ZM110 253V252H109ZM108 253V254H109ZM248 253V251H247ZM113 254V253H112ZM111 254V255H112ZM115 254V253H114ZM201 254V255H202ZM246 254V253H245ZM250 254V253H249ZM103 255V254H102ZM118 255V254H117ZM240 255V254H239ZM99 256V254H98ZM106 256V255H105ZM104 255L102 257H105ZM121 256V255H120ZM183 256V255H182ZM65 258V257H64ZM99 258V257H98ZM110 258V257H108ZM114 258V257H113ZM123 258V256H122ZM121 258V259H122ZM181 258V257H180ZM246 258V257H245ZM120 259V258H118ZM183 259V258H182ZM259 259V258H258ZM55 260V262H53L54 264H58L57 261ZM92 260H97L92 259ZM103 261V260H102ZM105 261V260H104ZM115 261V260H114ZM126 261V259H125ZM244 261V260H243ZM61 262V260H60ZM93 262V261H92ZM97 262V261H96ZM117 262V261H116ZM120 262V261H119ZM122 262V261H121ZM129 262V261H128ZM209 262V261H208ZM230 262V263H229ZM89 263V262H88ZM103 263V262H102ZM107 263V262H106ZM187 263V262H186ZM205 263V262H204ZM213 263V262H212ZM34 264H48L46 261L41 260L38 261V263H34ZM69 264H79L78 262H76L75 260L71 261ZM82 264V263H81ZM104 264V263H103ZM109 264V262H108ZM118 264V263H117ZM121 264V263H120ZM123 264V263H122ZM133 264V263H132ZM208 264V263H207Z\"/></svg>",
  "mask_w": 264,
  "mask_h": 264
},
{
  "label": "snow or ice",
  "instance_id": "obj_3",
  "mask_svg": "<svg viewBox=\"0 0 264 264\" xmlns=\"http://www.w3.org/2000/svg\"><path fill=\"white\" fill-rule=\"evenodd\" d=\"M221 53L224 52V49H220L219 50ZM176 67H183L182 65L177 64ZM184 71H188V69H184ZM183 72H181L179 75H168L166 76L164 79H159L156 77H153L152 79L154 80V82L156 83H171L173 86L176 85L177 81L181 79V77L183 76ZM88 88V91L91 92V88L88 87L87 85L85 86ZM133 101H135L136 104H138L139 106H144L148 103H163L162 101L156 100L154 97H151L147 94H145V92L143 90H141L140 95L138 96H134ZM121 110H127V109H121ZM57 131H59L57 129ZM94 146H100V141H95L93 142ZM173 143H176V141H173ZM41 147L43 148L44 146L41 145ZM109 145L107 143L103 144L102 146H100L99 151L93 153V155H100L103 153V150L105 148H108ZM116 151H120L119 149H116ZM89 157L87 155H85L84 157H82L83 159H88ZM48 159L49 162L51 164H53V166L57 167V168H63V165L60 163H56L57 160H59V156L56 155L55 153H49L48 154ZM20 165H12V167H19ZM67 170H72V169H67ZM167 171V170H165ZM109 175H114L116 177H119L120 180L124 181L123 183V187H132L134 188V190L137 193H141L140 197H139V201L138 203H142L145 199V190L146 188L149 187L148 184H144L143 186L139 183V182H135V181H130L128 180L126 177L123 176V174L116 172V173H110ZM219 178L223 179L224 178V173H219ZM144 181L148 180V177L145 176L142 178ZM189 181H191L193 184H195V180L193 177L189 176L188 177ZM107 182L106 180H102L100 183H105ZM208 183H212L214 182L213 180H208ZM116 186L117 187H121V184L119 182H116ZM105 189H101V192H104ZM108 195H112L113 193L108 192ZM149 195H151V193H148ZM119 198V197H117ZM176 199L179 201L180 206H183L185 204V202L189 199L188 196L184 195L183 192L181 191L179 194L176 195ZM135 205L132 203L128 204V207L132 208ZM183 218H187V217H183ZM205 228L208 227V225L206 224L204 226ZM185 232H191V229L185 227L184 228ZM215 235L217 239H220L222 236V232L220 229H213L212 231H206L205 233L200 235V239H207L211 236ZM230 235L232 236L233 241H236V238L238 235H242V233H239L237 231H233L230 233ZM191 239V237H189ZM143 241V243H142ZM258 241H259V251L256 252V250L254 248H249L247 249L249 252H251L253 255H256L259 257L260 260V264H264V235L258 237ZM133 243H135L140 249L141 252L137 253L136 249L133 248L131 250V253H129L127 250H125L124 252H122V256L127 259L130 262H133V264H175V261L180 259V257H171L170 256V252L171 250H165L162 248L161 244L159 241H155L152 240L150 238H146V237H140L137 238ZM171 243H177L176 241H172ZM193 243L195 244V241H193ZM145 245H149V248H145ZM203 248L204 251H208L209 248L206 245H202L201 246ZM234 248H238L239 245H237L236 243L233 244ZM155 248L157 250H159L160 252V256L157 257V254L155 252H152L151 249ZM143 252H148V255H143ZM195 253H189L187 257H184V261L187 262V264H197V261H195L193 259V257L195 256ZM81 259H83V257H81ZM184 261L181 262V264H184Z\"/></svg>",
  "mask_w": 264,
  "mask_h": 264
}]
</instances>
